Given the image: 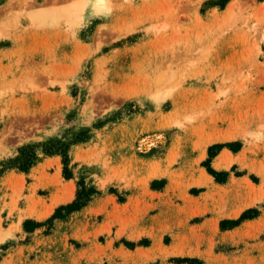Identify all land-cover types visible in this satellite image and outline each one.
<instances>
[{
    "label": "rangeland",
    "instance_id": "obj_1",
    "mask_svg": "<svg viewBox=\"0 0 264 264\" xmlns=\"http://www.w3.org/2000/svg\"><path fill=\"white\" fill-rule=\"evenodd\" d=\"M217 1L0 0V264H264V0Z\"/></svg>",
    "mask_w": 264,
    "mask_h": 264
},
{
    "label": "trees",
    "instance_id": "obj_2",
    "mask_svg": "<svg viewBox=\"0 0 264 264\" xmlns=\"http://www.w3.org/2000/svg\"><path fill=\"white\" fill-rule=\"evenodd\" d=\"M228 0H219L217 2H214V4H219L221 6H224L226 4ZM218 144H215L213 146L210 147L211 149H214L216 147H218ZM25 163L23 164V167L26 168L28 164H30V162L28 160H24ZM209 172L215 175H219L220 172H217L211 168H209ZM218 180H222L219 177H217ZM82 198H80V200L78 201H74V202H70L67 204H63L60 205L59 207L56 208L55 212L47 219V223L52 222L55 219H62L64 218L67 214H69L71 211L80 208L81 206L84 205V202L81 201ZM254 212V210H247L246 212H244L242 214V216L240 218H247V217H252V213ZM239 218V219H240ZM238 219V220H239ZM238 220H225L222 222V226L225 223H230L231 225H235L237 224ZM44 224V222H39V221H35L32 219H27L24 223V228L26 231H32L34 228L42 226ZM224 227V226H223Z\"/></svg>",
    "mask_w": 264,
    "mask_h": 264
},
{
    "label": "bare ground",
    "instance_id": "obj_3",
    "mask_svg": "<svg viewBox=\"0 0 264 264\" xmlns=\"http://www.w3.org/2000/svg\"><path fill=\"white\" fill-rule=\"evenodd\" d=\"M101 2H102V1H101ZM98 4H99V3H98ZM82 6H83V4H82ZM82 6H81V7H82ZM77 12H78V11H77Z\"/></svg>",
    "mask_w": 264,
    "mask_h": 264
}]
</instances>
